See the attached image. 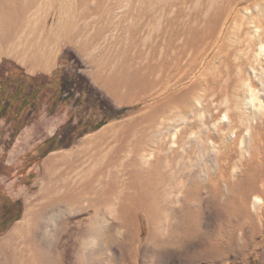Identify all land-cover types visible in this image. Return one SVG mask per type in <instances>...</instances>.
Here are the masks:
<instances>
[{"label":"rangeland","instance_id":"374dc122","mask_svg":"<svg viewBox=\"0 0 264 264\" xmlns=\"http://www.w3.org/2000/svg\"><path fill=\"white\" fill-rule=\"evenodd\" d=\"M0 17V85L10 92L5 97L0 87V239L22 223L27 203H36L47 161L57 166L100 139L93 152L98 157L100 149L98 232H91L92 212L83 213L95 194L62 202L53 235L62 264H130L136 248L134 264H264V182L238 186L257 163L242 143L251 114L242 103L232 106L251 68L264 63V0H35L24 16ZM207 31L200 47L185 50ZM32 49L53 72L23 81L15 57L32 59ZM123 68L139 74L132 88L117 86ZM218 69L224 73L213 85ZM258 73L250 79L259 89ZM252 128L255 143L264 135V115ZM223 140L236 144L230 160L218 155ZM134 161L164 175L165 208L156 219L143 212L135 218L125 200L134 193L126 186ZM58 172L49 185L69 195L65 178L79 177ZM185 206L199 218L189 234L177 227Z\"/></svg>","mask_w":264,"mask_h":264},{"label":"bare ground","instance_id":"6f19581e","mask_svg":"<svg viewBox=\"0 0 264 264\" xmlns=\"http://www.w3.org/2000/svg\"><path fill=\"white\" fill-rule=\"evenodd\" d=\"M34 6H35V0H24V1L17 0L16 2L15 1L9 2L8 0H0V16L2 17L24 16L25 14L32 11ZM245 12H247V10H245ZM237 18L238 15L236 16V19ZM0 19L2 18L0 17ZM249 20L254 24L256 23L253 15H249ZM259 26L260 25L257 24L254 25L255 35H258ZM209 35H210L209 31H207L206 35L205 33H203L200 37L190 39L189 42H187L186 45L187 47L185 50L187 52L194 51L197 47H200L205 42V40ZM2 37H3L2 33H0V42L4 41ZM258 39L260 40L261 49L259 50L260 55L257 56L260 57L261 55H264V43L261 42L260 36ZM224 47H226V43L222 45L221 50ZM217 55L218 53H216L215 60H213V63H211L210 66L212 67L215 66L216 60L218 59ZM206 58L207 56L204 57V60ZM258 63H259V65L257 64L258 66H254L251 68L250 78L253 75L256 77L257 71H260L261 74L258 73L259 76L256 78L259 82L260 88L258 89L256 85L253 84V81H251L250 78H245L242 81V85L238 86L240 88V90H237V93H239L238 96L234 97L233 98L234 101L232 102V106L234 104V106L237 107H239L240 103H242L243 107H245L244 111L249 109L248 111L251 114L250 121L252 122L250 123L249 127L244 129L247 130L248 133L243 135L242 143L246 144L245 145L246 152L249 143V149L251 155L257 162L254 166L252 167L250 166L251 167V168L249 167L250 169L248 168L249 169L248 175L246 173L245 178H243V180H241L240 184L238 185L241 187L255 186L257 185L258 182H264V135L262 136L261 140L260 137L258 138V140H256V136H258V134L255 133L253 139L256 140V142L255 143L249 142L251 140L250 133L251 131L254 130V128H256V127L252 128L254 122H259L260 124L264 115V63H261V61H258ZM223 73L224 72L218 69L219 76L214 78L213 85H215L220 81V78L222 77ZM129 74L131 75V72L129 73L127 72V70L124 71V68L123 70H117L114 76L117 86L119 87L120 86L128 87L127 85L130 86L132 84L130 83L131 80L133 81V79L137 77L138 73L135 74L136 76L134 75V77L132 75L130 76ZM227 80H229V78ZM135 81H138V79H135L133 83ZM130 87L129 89L132 88ZM220 89L224 92L230 91L229 90L230 88L228 86L221 87ZM240 95H243L244 98H239ZM236 98L238 101L236 100ZM173 99H174L173 97L169 98V100H173ZM230 109L231 107L228 108V110ZM249 112L246 113L249 114ZM177 113H179L178 115L182 117L188 116V113H184L183 111H177ZM224 118L227 119V115H225ZM227 127L228 129H230L229 125ZM231 130L233 129L231 128ZM206 132L210 133L209 131ZM107 134L110 135V133ZM107 134L105 136H108ZM251 135H253V133ZM223 142L224 140L221 141L220 147H218L219 148L218 155L219 154L221 156L223 155L224 158H228L227 160H230L232 150L236 148V144L230 145L229 141H227L229 144L228 145V144H223ZM237 143L239 144V141ZM99 147H100V139L97 142H94L92 145L89 146L86 145L81 150H78L76 153L70 154L66 159L65 158L62 159V162L55 164L57 166L53 165L54 164L53 159L47 161V163L45 164V167L48 170V176L47 177L45 176L46 184L42 187L41 193L38 195L36 203L35 204L27 203L26 212L22 223H20L14 228L13 232L9 235L8 238L0 239V264H62L60 259L55 255L57 253L56 249L59 247L58 246L59 243H57V241L55 243L53 236L55 232L59 231V229L56 231V226L54 225V223L57 222L58 216H61L63 213V211L60 210V204L65 201H75L77 199V195L83 197L86 195L95 194L94 196L91 197V202H92L91 204H93V208L90 206L89 208L84 209L83 213L87 212L88 210H90L89 212H92V214L93 212H96V207L100 206V189H97V187H100V149L97 151L99 154L98 157H94L93 152ZM238 164L239 161L234 162L235 169L239 167ZM131 165L133 169L130 172L129 181L127 182L126 186L128 190L134 191V193L127 194L125 200L129 202V204L133 207L134 211L136 212L135 218L140 217V214L143 212L146 216L150 217L151 219H156L159 216L161 210L165 208L164 203H162L161 202L162 200L159 198V195L160 196L162 195V187L165 184L164 175L155 174L153 173L152 169L144 170L135 161L131 162L128 166L130 167ZM61 168L62 169L66 168L67 173H70V176L73 179L79 177L78 179H74V181L72 182L67 181L68 177L65 178V181L67 182L65 187L67 188V191L70 192L69 195L66 194L57 195L58 187L54 185H49L50 183H52V181H55L56 177L61 175L58 172ZM229 168L230 165L228 161V164L224 167V172L227 173ZM215 185L217 186L218 182L215 181ZM112 186H114V184H112ZM235 187L231 188L232 192L236 191L237 188ZM241 189H245V188L242 187ZM248 195H249L248 191L243 192V197L245 199L248 197ZM184 209L187 217L183 219L179 218V223H178L179 225L177 224V227L182 228L185 233L189 234L192 228L196 226V223L199 218L197 215V210H195V208L192 209L188 206H185ZM97 218L98 217L96 216V213H94L92 218H90L91 223L94 225V226L92 225L93 227L91 228V232L93 233L98 232ZM97 235L99 234H96V236ZM86 236L85 237L83 236L84 238L82 241L84 242V245L82 250L87 248L86 242H88L87 239L89 238V236L88 238H86ZM132 238L133 237H131L130 239L132 240ZM136 252H137V248L136 251H134V254L127 256L128 257L127 260H129L130 264L131 263L134 264V255ZM82 255L83 254L80 255L79 257L80 259L82 258Z\"/></svg>","mask_w":264,"mask_h":264},{"label":"crops","instance_id":"0c3cea01","mask_svg":"<svg viewBox=\"0 0 264 264\" xmlns=\"http://www.w3.org/2000/svg\"><path fill=\"white\" fill-rule=\"evenodd\" d=\"M33 53V58L32 59H29V58H26L25 56H22V54L20 55H16L15 58L16 59V65L18 67H21L20 73H22V76L24 77L23 81H29L31 79H35L34 77L37 76L38 72H41V73H45V74H50L53 72V69L47 65H41V53H40V50H35V49H32L31 51V55ZM35 57V58H34ZM18 60V61H17ZM3 61H7V60H3ZM9 74V72H8ZM1 87V90L5 93V97L9 95L10 97V92L8 94V89L9 88H6V86H4L3 82L1 83L0 85ZM39 90L42 88V86L39 85ZM22 90V87H18V92H21ZM30 90L33 92H37L38 89H37V85L36 87H33L32 85H30ZM7 94V95H6ZM31 97L28 98L26 97L25 98V103H28V101H30ZM2 103H4V101H2Z\"/></svg>","mask_w":264,"mask_h":264},{"label":"trees","instance_id":"16d2710c","mask_svg":"<svg viewBox=\"0 0 264 264\" xmlns=\"http://www.w3.org/2000/svg\"><path fill=\"white\" fill-rule=\"evenodd\" d=\"M104 125V123L103 124H100V127H102ZM100 127H98V128H100Z\"/></svg>","mask_w":264,"mask_h":264}]
</instances>
